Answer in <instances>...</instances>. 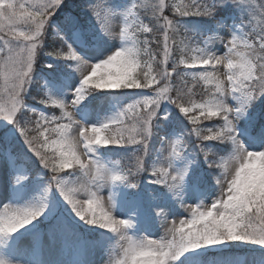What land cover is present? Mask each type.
Segmentation results:
<instances>
[{
  "label": "snow or ice",
  "instance_id": "snow-or-ice-1",
  "mask_svg": "<svg viewBox=\"0 0 264 264\" xmlns=\"http://www.w3.org/2000/svg\"><path fill=\"white\" fill-rule=\"evenodd\" d=\"M148 7L145 23L140 10ZM166 7L165 0H0L3 200L12 191L0 211V248L34 238L41 264H206L202 249L264 248V0H181L171 4L172 18ZM230 8L248 25L242 17L239 29L228 28L227 17L217 18ZM184 17L204 23L197 31ZM204 34V47L192 44ZM48 36L56 46L43 51ZM216 40L223 54L210 47ZM41 52L55 64L42 65L53 80L37 99L30 89ZM61 66L71 69L74 87L56 83ZM200 82L206 98L197 101ZM118 93L130 100L113 107ZM94 101H108L112 114L93 120ZM115 149L130 153L127 165L105 158ZM183 213L190 218L177 219ZM154 224L164 229L158 238H150ZM0 264L16 262L0 256Z\"/></svg>",
  "mask_w": 264,
  "mask_h": 264
},
{
  "label": "rangeland",
  "instance_id": "rangeland-1",
  "mask_svg": "<svg viewBox=\"0 0 264 264\" xmlns=\"http://www.w3.org/2000/svg\"><path fill=\"white\" fill-rule=\"evenodd\" d=\"M119 2L123 4H129L133 2V0H119ZM175 3H180L181 0H165V4L169 6L170 10L173 11V9L170 7L171 4ZM183 2L187 3L188 0H183ZM167 8V7H166ZM224 12L223 14H225ZM223 14H218L217 18H224L227 17L226 19V24L228 25V28L231 27H236L237 29L240 28V22L236 21V16L233 13H226L224 16L219 17ZM178 19H181L180 17ZM184 20V23L186 26L189 28H195L197 31H199V26L202 25V22L199 21L198 19L192 18V17H184L182 18ZM123 21L121 20H116L114 21V26H120L122 25ZM228 28L220 30V36L226 41L228 38ZM245 31L247 29L245 28ZM191 39H196V40H191L193 41V45H199L200 47H204V40L207 39V34L204 35V37L201 36H192ZM55 42L52 39V36H48L45 41V47L43 51H51L53 47H55ZM210 47L213 49V51L217 52L218 54H223L224 47L223 44L221 43L220 40H216L214 44H211ZM176 56V52L174 53ZM38 63L35 66L34 69V74H35V79L36 83L33 85H36L37 83L40 84L39 89H41L44 85V81H48L49 83L52 82L53 76L50 75L51 70L44 69L42 65L46 62H51L54 63V61L49 60V57L43 55V52H41L38 57H37ZM220 68V72H224L225 69L222 67L218 66ZM62 68L63 72V80L57 79L56 83L61 84L63 83L64 87H74L75 85L72 83V73L71 69L69 68ZM183 71V69H180ZM202 70L201 68L197 69H190L189 71H196L199 72ZM139 72V69L137 70ZM190 79V78H189ZM66 81V83H64ZM2 83V81H0ZM75 83L78 84V78L75 79ZM32 85V86H33ZM205 86V85H204ZM208 88H211L212 85H207ZM37 90V89H36ZM31 91V89H30ZM127 91H141V90H127ZM113 99L111 100V104L113 107H116L119 105L121 102H129L130 97L125 96L123 94H112ZM89 99H92L91 97ZM264 100V97L261 98ZM32 106V105H31ZM34 107V106H33ZM171 107V106H169ZM38 110H44L46 113L51 114L52 112H55L57 115H59V110L55 109L52 112H49V110L44 109L43 107L37 108ZM93 109V116L92 119H96L97 115L99 117L103 118L105 115H111L112 110L110 107V103L108 101H105L103 105H99L98 102H93L92 105ZM173 112H175L174 109H172ZM31 115V114H30ZM3 122H0L2 124ZM159 144L153 142V158H155V150L159 149ZM102 151H106L105 149H102ZM114 153L118 156V159H121L122 165H127L129 163V155L130 153H124L123 150L121 149H115L113 150ZM106 159H116L113 158V155L111 154L110 156H106ZM66 173L62 174H67V172H75L76 169H67L65 170ZM37 183H40L42 186V182L37 181ZM141 192H143V186L141 187ZM107 194H108V189L106 188L104 190V195H105V201L107 200ZM7 195L9 196V200H3L2 193H0V200H2V203H0V211L3 210V207L5 204L12 203L11 197H12V191L9 189ZM33 195H39V191L35 192H30L27 196L28 199H31ZM23 196V189L17 192V199L21 198ZM190 218L188 213H183L177 219H188ZM104 231L106 233V230H100ZM152 236L150 238H158V236L164 234V229L159 226V224H154L152 226ZM106 235L111 236L110 233H106ZM20 234H17V237H19ZM106 243H110V241H106ZM201 252L206 254V264H264V248H261L258 245H252V244H245L241 242H234L231 244H226V245H221L218 246L217 248H212V249H202L200 250ZM213 254H219V258L215 259V261L212 258ZM0 256L5 257L6 259L12 260L16 262V264H41L42 257L40 254V250L38 247V242L33 238H28V239H23L19 242V245L12 243L9 244L6 248H0ZM97 259H100V256L98 255L96 257ZM103 258L105 261L108 259L107 253H103ZM183 260V258H182Z\"/></svg>",
  "mask_w": 264,
  "mask_h": 264
},
{
  "label": "trees",
  "instance_id": "trees-1",
  "mask_svg": "<svg viewBox=\"0 0 264 264\" xmlns=\"http://www.w3.org/2000/svg\"><path fill=\"white\" fill-rule=\"evenodd\" d=\"M139 2H143V3H146L147 5H151V3L154 2V0H139ZM140 12H141V18L145 20V23H148L149 20L151 19V15H152L151 8L148 7L146 11L144 9H141ZM228 12L233 13L236 16V21L237 22H240L241 18L243 17V23H244V25L245 26L248 25V17H247L246 14L240 13L238 9L237 10H234V9H231V8L228 11H226V13H228ZM223 13L224 12H221L219 14H223ZM225 14H223V15H221L219 17H222ZM164 15H167L169 18H172L173 17V11L170 10L169 6L167 8H165ZM178 18L179 17L177 16L176 19H178ZM192 18L198 19L199 21L202 22V24L204 23V21H202L203 18H200V17H192ZM152 24L154 25L155 24V21H152ZM246 29H247V31L250 30L247 27H246ZM155 35L161 41L163 40V35H162L161 32H157ZM204 35H202L201 37H204ZM179 38L180 37H177V39H179ZM191 40H196V39H191ZM191 42L193 44V41H191ZM153 47L155 48V45ZM51 51H52V49H51ZM178 56H179V53L176 52V57L178 58ZM169 67H171V64L169 65ZM189 81H190V79H189ZM173 82L174 83H178V78H176L174 76L173 77ZM39 86H40V84L37 83L36 85H33L31 87L32 95L36 96L37 99H39V93H40ZM189 86H191V81H190V85ZM193 91H194V93H196V95L194 96V99H196L197 101H199L202 98H206L205 95H204V93H205V86H204L203 82H200L199 84H197L196 88ZM26 102L29 103L32 106H35V107H43L42 105H38L36 103V100L31 99V97H28L26 99ZM47 110H49V112H52L55 109H47ZM212 119L215 120L216 118H212ZM205 123L206 124H211V121H205ZM191 140H195V137H192ZM189 147L191 148V147H193V145L192 144H189ZM112 155H113V158L118 159V156L114 153V151L112 152ZM64 173H66V171ZM218 256H219V254H213L212 255L213 260L215 261V259L219 258ZM263 258H264V256H263Z\"/></svg>",
  "mask_w": 264,
  "mask_h": 264
}]
</instances>
